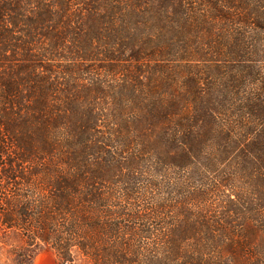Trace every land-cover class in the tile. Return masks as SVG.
<instances>
[{
    "label": "trees",
    "instance_id": "16d2710c",
    "mask_svg": "<svg viewBox=\"0 0 264 264\" xmlns=\"http://www.w3.org/2000/svg\"><path fill=\"white\" fill-rule=\"evenodd\" d=\"M0 222L58 264H264V0H0Z\"/></svg>",
    "mask_w": 264,
    "mask_h": 264
},
{
    "label": "rangeland",
    "instance_id": "374dc122",
    "mask_svg": "<svg viewBox=\"0 0 264 264\" xmlns=\"http://www.w3.org/2000/svg\"><path fill=\"white\" fill-rule=\"evenodd\" d=\"M73 264H91L89 259L75 253ZM0 264H58L57 254L49 246L29 248L13 231L0 222Z\"/></svg>",
    "mask_w": 264,
    "mask_h": 264
}]
</instances>
